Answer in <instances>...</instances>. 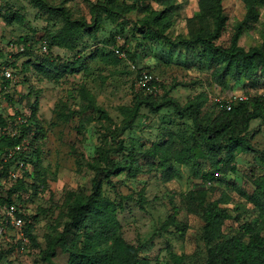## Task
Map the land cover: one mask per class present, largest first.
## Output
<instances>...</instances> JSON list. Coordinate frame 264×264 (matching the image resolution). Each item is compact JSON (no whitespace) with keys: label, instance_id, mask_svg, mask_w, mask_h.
Here are the masks:
<instances>
[{"label":"rangeland","instance_id":"obj_1","mask_svg":"<svg viewBox=\"0 0 264 264\" xmlns=\"http://www.w3.org/2000/svg\"><path fill=\"white\" fill-rule=\"evenodd\" d=\"M49 5L60 9L65 7L72 17L90 26L95 37H83L78 49L67 50L52 47L51 53L64 61L73 59L80 51L84 57V69L76 73H66L59 80L49 79L37 71L30 62H37L35 56L15 57L7 93L12 102L3 98L2 81L6 59H13L12 53L22 50V43L40 56L46 53L43 46L48 45V32L58 31L62 25L59 11L47 13L40 9L36 0H0V112L4 116H13L15 110L29 115L31 105L37 98L35 119L27 120L31 128L28 132L29 157L37 162L29 169L35 179H27L25 191L15 197L16 209L20 207L32 223V242L25 234L22 237L14 228L7 235L0 234V264H49L44 262L41 251L47 246L48 237H60L66 221L67 205L70 195L89 194L94 176L88 164L97 156V148L103 147L110 152L115 161H124L125 151L116 152L117 144L134 147L135 158L145 161L144 151L159 143L166 134L173 133L170 144V165H159L157 158L151 165H142L136 177L122 173L113 177L115 187L105 186L110 195L126 196L122 199L124 209L119 213L121 224L117 234L135 245L145 244L141 250L149 258L148 264H173V256L180 257L181 264H205L206 248L203 242V217L197 206L198 192L207 185L217 187L216 191L206 190L207 198H217L225 193V208L230 218L226 221V235H241L243 223L254 224L257 212L248 197L254 190L253 179L264 173V121L253 120L247 133L250 143L256 149L254 154L236 155L237 170L217 174L213 181L203 179L201 174L209 169V163L199 158V166L175 160L181 148L190 147L195 130L194 120L189 113L184 119L173 115L171 107L151 113L140 108V115L133 125H127L121 107H131L135 97L140 98L135 89L136 72L131 69L132 60L119 57L120 48L126 54L133 55L135 67L150 70L164 83H179L170 93L180 105H185L193 97L203 96L205 101L200 118L207 120L218 113L217 101H227L236 95L255 96L264 94L261 81L252 86L243 79L227 80L225 87L217 85L210 76L211 70L201 64L194 52L182 49L172 51L160 42L142 39L138 31L141 19L147 12L140 8L128 13H116L108 18L103 7H109L106 0H45ZM175 22L172 35L177 37L186 32V19L197 14L198 0H176ZM118 4L130 3V0H117ZM151 9H160L155 0H149ZM103 5V6H101ZM20 14V19H10L11 12ZM227 16L225 29L217 41L222 46L234 33L235 26L245 21L246 9L241 0H223ZM97 16V19L95 17ZM240 45L264 47V0H259L254 17L244 22ZM33 47V48H32ZM119 62L102 60L99 54L112 52ZM31 53V52H27ZM11 72L12 69L8 68ZM94 77H83L84 72ZM85 73V74H87ZM85 84L98 107L108 117L99 118L93 111L60 118L68 108L76 110L85 105L80 99L77 87ZM68 112V111H67ZM10 127V133H16L17 121ZM197 140V138H196ZM39 148V156L34 152ZM27 149V148H26ZM13 179H0V198H6L8 190L14 185ZM112 196V197H113ZM2 207L9 205H1ZM4 209L0 210V219L4 218ZM23 225L25 220L22 219ZM17 237V238H16ZM82 237L77 232L66 236L68 247L79 245ZM68 252L57 245L53 264H66Z\"/></svg>","mask_w":264,"mask_h":264},{"label":"trees","instance_id":"obj_2","mask_svg":"<svg viewBox=\"0 0 264 264\" xmlns=\"http://www.w3.org/2000/svg\"><path fill=\"white\" fill-rule=\"evenodd\" d=\"M40 9L53 13L59 11L58 15L62 18L63 25L56 32H48L46 35L48 45L46 53L36 55L33 50L22 43V50L12 53L13 59H6L5 66L16 68L15 57L20 54L34 55L37 62L32 64L34 68L43 76L49 79H57L66 73H76L83 70L84 57L77 51L73 59L64 61L51 53L52 47L63 48L67 50L78 49L79 42L83 37H95V33H90V26H86L83 21L72 19L70 12L61 7L57 9L49 5L45 0H36ZM160 9H151L149 0H130V3L118 4L117 0H106L109 7L104 8L103 12L108 18H114L116 13H128L143 8L147 15L140 21L138 28L142 39L150 42H160L171 48L172 51L182 49V51L194 52L196 58L201 64H206L211 70V79L220 87H225L227 80L243 79L250 86L254 82L261 81L264 88V47L256 45L248 49L240 45V37L244 22L254 17L259 0H241L246 9L245 21L237 24L234 33L228 40L227 46L217 43L221 37L227 21L224 12L223 0H198V12L194 16L186 19V32L177 37L172 34V28L175 22V11L177 10L176 0H155ZM103 6V5H101ZM6 12H11L10 19H20V14L12 12L7 8ZM97 19V16L95 17ZM33 48V47H32ZM31 52V53H27ZM120 52L126 51L123 47ZM102 60L112 63H118L119 59L113 51L108 54H97ZM134 62L133 55H127ZM132 62L133 65H135ZM8 68H4L8 69ZM12 69L11 73L15 74ZM86 70V69H84ZM147 70L136 68V75L140 71ZM150 71V70H148ZM83 77H94L83 71ZM151 72V71H150ZM4 73V71H3ZM87 73V74H85ZM11 78H6L3 74L2 94L3 98L12 102L7 93ZM160 93L156 95L146 94L138 91L141 97H135V103L131 107H121L120 110L125 115L127 125H133L140 115V108L144 107L151 113H157L163 108L171 107L173 115L178 119H184V114L189 113L194 120L195 130L193 143L190 147L181 148L175 155V160L182 163L199 166V158H204L209 163V169L201 174L203 179L213 181L217 174L237 170L236 155L241 153L256 152V149L250 143L247 133L250 123L253 120L260 119L264 121V94L255 96H246L244 100H237L231 104V108H225L226 101L216 103L218 113L213 118L207 120L200 118L201 109L205 97H193L185 105L180 103L170 95L176 89L179 83L164 84L159 81ZM80 99L85 105L76 110L67 107L65 113L59 112L60 118L68 119L72 115L84 113L87 111L96 112L101 119L109 121L107 113L98 107L91 93L85 84L81 83L77 87ZM30 114L24 115L15 110L13 116H4L0 112V179L9 177V172L15 170L18 160L24 162L26 169L21 171V176L14 180V185L8 190L6 198H0L1 205L15 204V197L20 198L19 193L25 191L27 179H35L29 169L30 164L37 165V162L29 157L28 144L24 151L8 157V153L18 143L27 140L28 132L31 128L27 125V120L35 119L38 104L37 98L29 105ZM17 121L16 133H10L9 129ZM14 122V123H13ZM173 133L166 134L159 143H153L152 148L144 151L146 160L143 162L135 158L134 147L117 144V151L124 153V161H115L110 157V152L103 147L97 148V156L88 164V168L93 171L94 176L91 180V191L89 194L70 195V201L66 210V221L60 237H48L46 248L41 251V257L44 262L53 264L51 257L55 255L56 246L59 245L62 250L68 252L66 264H148L149 258L142 254L141 250L145 244L135 245L126 240L122 235L117 234L121 224L119 213L124 209L122 202L125 197L122 195H110L106 192L105 186L115 187L113 177L126 173L129 177H136L141 172L142 165H151L155 162L158 154V163L160 166L168 168L170 165V144L172 143ZM34 152L39 156V148ZM254 190L248 197L257 212V220L254 224L243 223L241 235H226L225 224L229 220L228 211L221 205L226 203L225 193L217 198H207L206 190L216 191L217 187L207 185L206 190L198 192L197 206L202 212L203 217V242L206 248L205 264H264V173L253 179ZM113 196V197H112ZM1 210V209H0ZM15 215L25 220L22 227V233L28 236L32 242L35 237L32 234V223L28 221L26 214L18 207ZM6 216L0 219V226L3 227L2 235L6 236L10 228H14ZM15 229V228H14ZM77 232L82 239L79 245L68 247L65 238L68 234ZM17 238V237H16ZM19 232L18 238L19 239ZM173 264H181L180 257L173 256Z\"/></svg>","mask_w":264,"mask_h":264},{"label":"built area","instance_id":"obj_3","mask_svg":"<svg viewBox=\"0 0 264 264\" xmlns=\"http://www.w3.org/2000/svg\"><path fill=\"white\" fill-rule=\"evenodd\" d=\"M43 50L46 51V46H43ZM119 57L122 59L126 58L125 52H120ZM131 69L135 70V65L131 64ZM3 74L5 75L6 78L12 77V74L9 71V69H5ZM135 89L136 91H142L146 94H151V95H156L160 93L161 91L159 80L152 72L148 70H142L139 72L138 75L135 76ZM246 98L247 97L244 95H236L233 98L226 101L225 108L229 110L231 108V104L234 101L244 100ZM215 100L217 102L219 101L218 99H215ZM25 149H26V141L23 140L21 143H18L14 146V148L8 153V157H11L16 153L24 151ZM26 168L27 166L24 164V162L21 160H18V165L16 166V169L11 170L9 172L8 179H13V180L17 179L18 177L22 175L21 171ZM0 209L1 210L4 209V213L6 215V218L8 219L6 221L9 222L19 232L20 237H22L23 236V233H22L23 221L21 217H17L15 215L16 207L14 205H9L8 207L6 206L0 207ZM2 230H3V227L0 226V234L2 233Z\"/></svg>","mask_w":264,"mask_h":264}]
</instances>
